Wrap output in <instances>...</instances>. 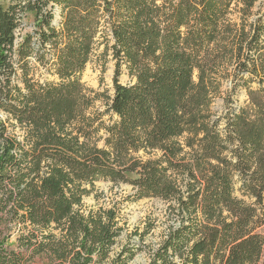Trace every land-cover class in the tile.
Listing matches in <instances>:
<instances>
[{
    "label": "trees",
    "instance_id": "obj_1",
    "mask_svg": "<svg viewBox=\"0 0 264 264\" xmlns=\"http://www.w3.org/2000/svg\"><path fill=\"white\" fill-rule=\"evenodd\" d=\"M257 2L0 0V264L43 255L103 264L123 228L115 207L82 211L87 187L100 180L129 185L134 201L174 202L178 224L152 249L151 264L260 263L264 0L251 18ZM233 5H241L239 24L228 18ZM101 47L99 61L115 62L111 96L81 81ZM123 67L126 85L118 81ZM227 81L232 88L222 92ZM239 88L244 106H228ZM217 99L227 106L221 120ZM236 178L251 203L233 196ZM11 225L23 232L13 244Z\"/></svg>",
    "mask_w": 264,
    "mask_h": 264
},
{
    "label": "rangeland",
    "instance_id": "obj_2",
    "mask_svg": "<svg viewBox=\"0 0 264 264\" xmlns=\"http://www.w3.org/2000/svg\"><path fill=\"white\" fill-rule=\"evenodd\" d=\"M259 0L251 11V18H257L262 13L263 8L258 6ZM232 6V12L228 18L237 24H239V12L238 8ZM57 17V16H56ZM26 26L24 31H30L32 25V18L28 16L27 20L24 21ZM103 47L99 48L96 55L91 57V61L86 65L85 70L81 76V81L85 84L88 89H91L95 93H107V96L113 94V77L115 72V62L112 60L111 56H107L106 62L103 63L99 61L97 55L102 52ZM44 72V71H41ZM42 73H38L36 76H40ZM43 77V78H42ZM46 74L41 76L44 79ZM196 78V73L194 74V79ZM51 78H49L50 80ZM118 81L122 85L129 84L131 79L127 75L125 68L121 69L120 75L118 76ZM251 89L255 90L257 87L256 83L250 84ZM232 85L229 81L223 83L221 91L227 92L228 89L231 90ZM245 88L236 89L234 96L232 97L231 103L228 106L232 107H243L245 101L247 100ZM224 95V94H223ZM103 100H99L95 103V106L100 112L105 110ZM227 106L223 104L222 99H217L213 106V112L216 118L222 119L226 112ZM0 119L5 120L6 116L0 112ZM108 116L103 117V121L107 122ZM223 128V125H221ZM17 135H19L18 129L16 130ZM102 133L99 134L101 136ZM102 142L99 143V147L102 146ZM185 151H188L187 149ZM156 154L154 157H157ZM142 156V153H139ZM144 159H147L145 157ZM90 190V194L83 198L82 201V211L87 214L90 210H96L98 208L109 209L115 207L119 212V226L123 228L122 234L116 240L114 246L111 248L109 257L103 264H112L118 256L126 250H132L134 252L133 258L127 262V264H151V253L152 249L157 247L167 231L178 224L176 212L173 207L174 202L165 201L157 198L132 200L128 199V196L132 193L131 187L125 184H113L109 181L100 180L94 183L93 187H87ZM233 196L237 199L243 200L246 203H251L253 200L243 195V191L240 189V183L236 178V184L234 188ZM10 231V241L9 243H15V240L19 234L17 228L13 225L9 226ZM147 231V234L145 232ZM53 233L58 235V231L53 230ZM261 233L264 236V225L261 228ZM145 236L143 237V235ZM141 235V236H140ZM123 256L122 258H124ZM29 264H67L61 262L53 261L48 255H43L36 257ZM259 264H264V249L262 257Z\"/></svg>",
    "mask_w": 264,
    "mask_h": 264
}]
</instances>
